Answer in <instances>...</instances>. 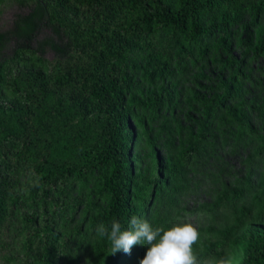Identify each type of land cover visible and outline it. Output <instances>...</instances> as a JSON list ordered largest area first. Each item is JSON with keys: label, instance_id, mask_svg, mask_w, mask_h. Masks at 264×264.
I'll return each mask as SVG.
<instances>
[{"label": "trees", "instance_id": "trees-1", "mask_svg": "<svg viewBox=\"0 0 264 264\" xmlns=\"http://www.w3.org/2000/svg\"><path fill=\"white\" fill-rule=\"evenodd\" d=\"M17 1L0 264H139L96 234L132 216L191 223L200 264H264V0Z\"/></svg>", "mask_w": 264, "mask_h": 264}, {"label": "clouds", "instance_id": "clouds-1", "mask_svg": "<svg viewBox=\"0 0 264 264\" xmlns=\"http://www.w3.org/2000/svg\"><path fill=\"white\" fill-rule=\"evenodd\" d=\"M129 225L128 229H123L121 223L114 220L109 229L101 223L96 227V234L110 243L112 254L121 251L130 254L133 246L148 245L139 264H200L194 248L200 233L191 223L154 228L146 219L132 216ZM208 264H231V260L224 257Z\"/></svg>", "mask_w": 264, "mask_h": 264}, {"label": "rangeland", "instance_id": "rangeland-1", "mask_svg": "<svg viewBox=\"0 0 264 264\" xmlns=\"http://www.w3.org/2000/svg\"><path fill=\"white\" fill-rule=\"evenodd\" d=\"M30 9V4H24L17 0H0V31L11 29L13 20L17 14L26 13ZM43 32L41 35H46ZM45 58L51 61L54 58V53L51 50L45 52ZM190 206H193L190 204Z\"/></svg>", "mask_w": 264, "mask_h": 264}]
</instances>
